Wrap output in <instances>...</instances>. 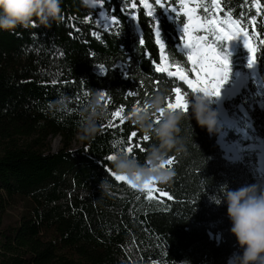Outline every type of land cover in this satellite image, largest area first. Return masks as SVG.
Instances as JSON below:
<instances>
[{
    "label": "trees",
    "instance_id": "1",
    "mask_svg": "<svg viewBox=\"0 0 264 264\" xmlns=\"http://www.w3.org/2000/svg\"><path fill=\"white\" fill-rule=\"evenodd\" d=\"M147 1L151 17L137 0H101L102 8L85 0H61L60 19L51 27L0 30V264H228L239 251L226 206L212 199L222 184L263 188L255 150L247 149L250 141L241 132L216 122L209 134L186 114L178 125L179 150L168 153L175 157L169 167L174 176L157 184L167 197L155 193L149 198L146 191L116 179L108 160L121 152L114 142L127 141L133 131L137 136L131 144L140 147L131 156L139 161L157 143L152 137L143 141V132L126 118L137 101L143 108L155 94L174 97L171 89L177 86L190 93L188 100L195 94L178 78L155 71L161 63L157 26L170 70L185 62L191 68L177 29L186 23L180 0H162L163 7ZM217 3L220 20L231 12L251 36L262 83L249 80L224 105L242 119L251 142L264 140V104L258 91L261 87L264 93V0ZM198 5L201 18L204 7L215 11L212 0H198ZM101 9L120 24L106 27L99 19ZM214 45L226 52L224 41ZM238 52L246 62L248 51ZM100 92L105 99L104 116L96 121L99 130L81 139L82 112L90 94ZM128 92L139 95L129 97ZM240 105L249 119L239 113ZM121 107L124 112L112 120L111 113ZM110 120L114 127L108 126ZM221 132L240 146V161L224 157L217 143ZM55 137L61 145L52 150ZM102 179L107 182L103 189ZM18 205V218L4 224L7 208Z\"/></svg>",
    "mask_w": 264,
    "mask_h": 264
},
{
    "label": "clouds",
    "instance_id": "2",
    "mask_svg": "<svg viewBox=\"0 0 264 264\" xmlns=\"http://www.w3.org/2000/svg\"><path fill=\"white\" fill-rule=\"evenodd\" d=\"M61 0H0V30L13 31L17 27H51L60 19ZM165 98L161 94L151 96L140 110L133 109L127 119L157 143L145 150L144 161L127 152L113 153L111 160L114 172L125 176L137 188L146 182L167 184L174 172L166 166L168 153L179 150L177 133L179 123L186 115L183 111L167 109L159 116L158 122L153 117L161 113ZM87 113V115H84ZM84 123L81 139H89L98 132L97 119L104 116V109L99 94H90L87 106L82 112ZM187 115L209 134L215 132L216 112L203 94H194L188 100ZM102 179L99 187H106ZM219 195L212 202L226 206V215L231 222L229 229L235 237L239 251L229 258L230 264H264V188L256 184L242 185L232 189L227 184L219 187ZM183 264V261L180 262Z\"/></svg>",
    "mask_w": 264,
    "mask_h": 264
},
{
    "label": "snow or ice",
    "instance_id": "3",
    "mask_svg": "<svg viewBox=\"0 0 264 264\" xmlns=\"http://www.w3.org/2000/svg\"><path fill=\"white\" fill-rule=\"evenodd\" d=\"M144 6L150 8L151 6L147 3V0H143ZM155 4L161 5L162 0H155ZM214 9L208 7L203 8L204 16L201 18L198 16L196 11L193 8L185 7L184 16L187 17V23H183V27L180 31L183 33L181 39L184 40L183 49L187 50V61L191 62V68H188L187 62L183 66L176 64L175 70H170L171 65L168 63L167 56L163 55L165 45L161 41V33L159 27L155 29L156 43L159 44L161 51V63L155 67L156 72L165 73L167 72L170 77H176L180 81H183L187 84L188 88L191 89V93H202L206 97H215L218 98L221 95V89L224 84L228 81L230 75V66L229 61L226 55L218 54L217 49L213 47V44H216L217 41L233 40L236 38H242L244 42V47L248 51L247 64L251 68L257 63L256 59V49L252 46L247 30L244 25L241 23L240 19H232L231 12L226 13V20H220L216 16V11L221 10L220 4L217 3V0H212ZM197 7H200L197 5ZM259 8V4L256 5ZM173 12L176 11L175 8L172 9ZM148 15L153 16V12L149 11ZM254 24L255 21L253 20ZM112 24L119 25L120 21L117 18H113ZM202 33L208 34V36L213 37L212 41L209 42L208 38ZM140 43L143 44L144 40L141 39ZM264 44V40L260 42ZM103 66H101V71ZM195 73V79H189V76ZM157 83V90H159V82ZM171 92L175 93L174 97L168 95L165 97V106L161 109L162 115L163 111L167 109H172L176 111H183L185 114L188 112V96L190 93L185 90L181 91V87L177 86L171 89ZM129 97L138 96L139 93L128 92ZM101 100L105 99V93L100 92ZM140 110L139 101L136 102V106L133 108ZM132 109V110H133ZM131 110V111H132ZM130 111V112H131ZM124 112V108H119L117 111L111 113L112 120L121 116ZM112 120L109 121L108 126H115L112 123ZM159 121V117L156 122ZM124 122V119H121V123ZM137 133L133 131L128 137L127 141L124 139L116 140L113 144L115 148L117 145H120L121 152H127L130 155L133 154L134 147H140L139 144L133 146L131 144L132 137H136ZM143 141H149L150 137L143 135L141 138ZM127 144V147L123 145ZM141 151L144 149L141 147ZM113 155L108 156V160L111 161ZM175 157L169 156L166 161V166L170 167L173 165ZM118 180L126 181L133 188H137L136 185L125 176H116ZM142 191H146L149 198L153 196L154 192H159L161 196H167V193L163 190L154 187V183L146 182L141 188ZM169 199L171 197H168Z\"/></svg>",
    "mask_w": 264,
    "mask_h": 264
},
{
    "label": "rangeland",
    "instance_id": "4",
    "mask_svg": "<svg viewBox=\"0 0 264 264\" xmlns=\"http://www.w3.org/2000/svg\"><path fill=\"white\" fill-rule=\"evenodd\" d=\"M137 1L144 6L143 0H137ZM147 3H148V1H147ZM180 3H181L180 12L183 13V15H184V12H185L186 9H185V7H182V5H186L187 7L193 8L196 11V13L198 14V16H199V7H197L198 0H180ZM101 4H102V2H101ZM257 4H258V2H255V7H256ZM132 6H135L134 2L132 3ZM100 8H102V7H100ZM147 10L149 11L150 8H147ZM101 11H102V9H101ZM100 13H99V19L104 23V25L106 27H109L110 25H112L113 18L111 19L110 17H107L106 15H105L106 17L105 16L102 17ZM216 13H217V11H216ZM184 17H185V20H186V23H187V17L186 16H184ZM182 27L183 26H181V27L178 26L177 29L180 31V29ZM202 34L205 35L208 38L209 42L212 41L213 37L208 36V34H206V33H202ZM182 35H183V33H182ZM248 35H249V33H248ZM249 39H250V42H251L252 46L254 47V42L251 39L250 35H249ZM224 42L226 43V46H225L226 52H224V51H220V52L217 51V52H218V54L226 55L227 58H228V61H229L230 75H229L228 81L223 86V88H228L230 86V84L233 83L236 71H240V72L244 73L245 75H248L249 71L252 68L248 67L247 61L244 62V57L242 56V54H239V52H238V49H240V48H243L245 51H247L246 48L244 47L242 39H237L232 47L230 46V43H228L227 40H225ZM183 43H184V40H183ZM183 43H182V49H183ZM213 47L215 48L214 44H213ZM183 50L187 53L186 49H183ZM232 55H233V58H231ZM190 64H191V62H190ZM254 71H255V66H254ZM192 75H193V77L195 79V73H192ZM251 76H253V75H251ZM251 76L247 77L248 79L246 80V82H245L243 87H245L247 85V82L249 80L250 81L253 80L254 82H257L259 84L257 78H255V77L252 78ZM258 91H259V95L261 96V99H260L259 102L264 104V94H263V91L261 90V87L259 88ZM206 98L210 102L214 103V105L216 107V111H215L216 112V116L219 115L218 119H216V122L218 123V125L219 124L220 125L221 124L228 125V127L230 129H235L237 132L238 131L241 132L242 135H243V138L248 139L250 141L249 145H247V148L250 149L249 151L255 150L254 155H256V160L258 161L260 156H261V154L258 155V153H262L263 150H264V141H263V139L262 140L257 139L258 142H251L252 141V137L240 125V123L242 122V119L239 116H237L236 114L230 115V113L232 112V111H230V105L228 104L225 107L224 103L226 101H229L232 98H234V96L233 97H226L222 101V105H221L220 109H219V107L217 106V103H216L218 98H215V97H206ZM263 104H261V105H263ZM224 111H226L227 117H225L223 115ZM219 136H221L223 138V140L226 142L227 146L236 147V152L235 153H230L229 154V153H227V152H225L223 150L224 156H226L229 160L232 159V158H235L233 161H239L241 159L240 146L234 141L226 140L225 134L223 132L219 133L217 138ZM60 145H61V141H60L59 137L52 138V140H51V149L52 150H57ZM72 146H74V147L79 146V143L78 142H73ZM154 187L157 188V184H154ZM155 193H159V192H154L153 194H155ZM21 209L22 208H21L20 205L15 206V207H8L6 212H5V215L3 217V223L5 224V223H9V222L15 221L18 218V215H19ZM228 264H230V261L228 262Z\"/></svg>",
    "mask_w": 264,
    "mask_h": 264
},
{
    "label": "bare ground",
    "instance_id": "5",
    "mask_svg": "<svg viewBox=\"0 0 264 264\" xmlns=\"http://www.w3.org/2000/svg\"><path fill=\"white\" fill-rule=\"evenodd\" d=\"M85 1H87L88 3H92V5L102 7V4H101V1L100 0H85ZM100 14H101L102 17L105 16L103 10L101 11ZM237 39H242V38H236V39H233V40H230V41L227 40V41H228V43H230V46L232 47ZM243 44H244V42H243ZM251 68L252 69L249 71V74L248 75H245L244 73H242L240 71H236L235 76H234L233 83L230 84V86L228 88H222L221 89V95H220V97H218V99L216 101L217 106L219 107V109L221 108L222 101L226 97H233V96H235L237 93H239L241 91V89L243 88L246 80L248 79L247 78L248 76H251V75L255 76L254 65ZM189 79H191V78H189ZM218 117H219V115L216 116V119H218ZM217 142H218L219 146L225 152H227L229 154L236 152V147L227 146L226 145V142L223 140V138L221 136H219L217 138ZM234 159L235 158H232L230 160L233 161ZM262 161H263V158H261V167H260V169H262ZM263 188H264V185H263Z\"/></svg>",
    "mask_w": 264,
    "mask_h": 264
},
{
    "label": "built area",
    "instance_id": "6",
    "mask_svg": "<svg viewBox=\"0 0 264 264\" xmlns=\"http://www.w3.org/2000/svg\"><path fill=\"white\" fill-rule=\"evenodd\" d=\"M255 78H257V80H258V82H259V85H262V83H261V80H260V78L259 77H255ZM264 94V93H263ZM258 139H260V140H262L261 138H258ZM264 141V140H263ZM257 142H258V140H257ZM248 149V148H247ZM248 150H250V149H248ZM259 154H261V156H260V158H259V160L257 161L256 160V163H255V169H256V172L258 173V176L260 177V178H262V179H264V176H263V174H264V150H263V152L262 153H258V155ZM261 158H263V161H262V169H260V167H261Z\"/></svg>",
    "mask_w": 264,
    "mask_h": 264
},
{
    "label": "water",
    "instance_id": "7",
    "mask_svg": "<svg viewBox=\"0 0 264 264\" xmlns=\"http://www.w3.org/2000/svg\"><path fill=\"white\" fill-rule=\"evenodd\" d=\"M87 2V1H86ZM88 3V2H87ZM90 6H92V7H99V6H95V5H92V3H88ZM101 12V11H100ZM103 12H104V14H105V11L103 10ZM106 15V14H105ZM255 48V47H254ZM255 66V76H251L252 78H254V77H256V76H258V73H257V70H256V64L254 65ZM238 111H239V113L241 114V116H243L245 119H249V114H248V111H247V109H246V107L244 106V105H240L239 107H238ZM223 115L225 116V117H227V113H226V111H224V113H223ZM218 143V142H217ZM222 149V148H221ZM115 176V178H116V176H118V175H114ZM117 179V178H116ZM140 189V188H139ZM164 197H167V196H164Z\"/></svg>",
    "mask_w": 264,
    "mask_h": 264
},
{
    "label": "crops",
    "instance_id": "8",
    "mask_svg": "<svg viewBox=\"0 0 264 264\" xmlns=\"http://www.w3.org/2000/svg\"><path fill=\"white\" fill-rule=\"evenodd\" d=\"M221 148V147H220ZM223 150V149H222ZM225 158H227L226 156H224ZM228 159V158H227ZM229 160V159H228ZM229 161H231V160H229ZM240 161V160H239Z\"/></svg>",
    "mask_w": 264,
    "mask_h": 264
}]
</instances>
